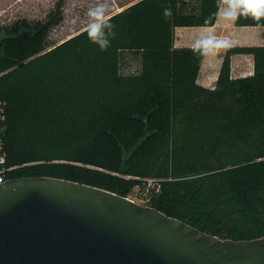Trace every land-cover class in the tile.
<instances>
[{
    "label": "trees",
    "instance_id": "1",
    "mask_svg": "<svg viewBox=\"0 0 264 264\" xmlns=\"http://www.w3.org/2000/svg\"><path fill=\"white\" fill-rule=\"evenodd\" d=\"M221 3L140 0L51 48L65 0L44 21L0 27L11 178L139 188L146 206L202 232L263 238L264 47L228 49L215 89L197 83L206 50L174 47L176 27L215 25ZM239 13L237 26H264ZM127 52L139 72H122ZM238 53L254 56V76L231 77Z\"/></svg>",
    "mask_w": 264,
    "mask_h": 264
},
{
    "label": "water",
    "instance_id": "2",
    "mask_svg": "<svg viewBox=\"0 0 264 264\" xmlns=\"http://www.w3.org/2000/svg\"><path fill=\"white\" fill-rule=\"evenodd\" d=\"M0 264H264V237L221 239L97 187L0 184Z\"/></svg>",
    "mask_w": 264,
    "mask_h": 264
},
{
    "label": "crops",
    "instance_id": "3",
    "mask_svg": "<svg viewBox=\"0 0 264 264\" xmlns=\"http://www.w3.org/2000/svg\"><path fill=\"white\" fill-rule=\"evenodd\" d=\"M236 0H222L215 25L205 27H176L174 30L175 48H203L206 50L197 83L215 89L228 49L264 47V26H237L236 19L241 8ZM134 4V3H133ZM132 5V4H131ZM128 5L125 8L131 6ZM125 8H118L116 13ZM123 69L130 71L140 59L135 54H123ZM255 74V59L252 54L238 53L231 56V77L233 79L251 77Z\"/></svg>",
    "mask_w": 264,
    "mask_h": 264
},
{
    "label": "rangeland",
    "instance_id": "4",
    "mask_svg": "<svg viewBox=\"0 0 264 264\" xmlns=\"http://www.w3.org/2000/svg\"><path fill=\"white\" fill-rule=\"evenodd\" d=\"M58 0H0V27L11 26L16 21L26 19L30 22L44 21L54 10ZM140 0H65L64 20L51 29L48 37V48L59 45L91 26L112 16L118 8ZM124 74L139 72L137 65L130 71L123 69ZM141 205L148 197L139 188L129 196Z\"/></svg>",
    "mask_w": 264,
    "mask_h": 264
},
{
    "label": "built area",
    "instance_id": "5",
    "mask_svg": "<svg viewBox=\"0 0 264 264\" xmlns=\"http://www.w3.org/2000/svg\"><path fill=\"white\" fill-rule=\"evenodd\" d=\"M7 118V103L0 100V184L6 181L12 180L11 172L17 167L9 166L8 164V152L5 146L4 131L5 122ZM149 182H153L149 180Z\"/></svg>",
    "mask_w": 264,
    "mask_h": 264
},
{
    "label": "clouds",
    "instance_id": "6",
    "mask_svg": "<svg viewBox=\"0 0 264 264\" xmlns=\"http://www.w3.org/2000/svg\"><path fill=\"white\" fill-rule=\"evenodd\" d=\"M235 6L251 11L255 13L257 17L264 14V0H236ZM239 14H247V12Z\"/></svg>",
    "mask_w": 264,
    "mask_h": 264
}]
</instances>
